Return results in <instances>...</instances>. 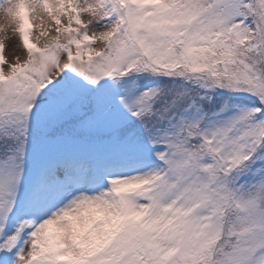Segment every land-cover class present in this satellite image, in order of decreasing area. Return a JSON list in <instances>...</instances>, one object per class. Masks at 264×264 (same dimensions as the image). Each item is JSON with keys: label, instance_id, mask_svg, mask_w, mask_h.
<instances>
[{"label": "snow or ice", "instance_id": "obj_1", "mask_svg": "<svg viewBox=\"0 0 264 264\" xmlns=\"http://www.w3.org/2000/svg\"><path fill=\"white\" fill-rule=\"evenodd\" d=\"M0 264H264V0H0Z\"/></svg>", "mask_w": 264, "mask_h": 264}, {"label": "rangeland", "instance_id": "obj_2", "mask_svg": "<svg viewBox=\"0 0 264 264\" xmlns=\"http://www.w3.org/2000/svg\"><path fill=\"white\" fill-rule=\"evenodd\" d=\"M16 42H18V38H13Z\"/></svg>", "mask_w": 264, "mask_h": 264}]
</instances>
